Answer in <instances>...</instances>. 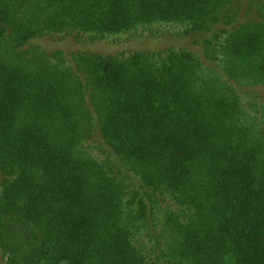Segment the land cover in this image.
<instances>
[{
	"label": "trees",
	"instance_id": "obj_1",
	"mask_svg": "<svg viewBox=\"0 0 264 264\" xmlns=\"http://www.w3.org/2000/svg\"><path fill=\"white\" fill-rule=\"evenodd\" d=\"M0 264H264V0H0Z\"/></svg>",
	"mask_w": 264,
	"mask_h": 264
},
{
	"label": "rangeland",
	"instance_id": "obj_2",
	"mask_svg": "<svg viewBox=\"0 0 264 264\" xmlns=\"http://www.w3.org/2000/svg\"><path fill=\"white\" fill-rule=\"evenodd\" d=\"M250 2V0H244V6H247L248 5V3ZM168 40V42L165 40V38H162V39H159V43L162 45V46H165V47H168V46H170V45H175V46H177V45H179V41L178 42H176V41H174V39H173V41H171L172 39H167ZM164 43H166V44H164ZM175 43V44H174ZM153 44V43H152ZM160 44H154V45H151L153 48H157V49H162L161 47L162 46H160Z\"/></svg>",
	"mask_w": 264,
	"mask_h": 264
}]
</instances>
